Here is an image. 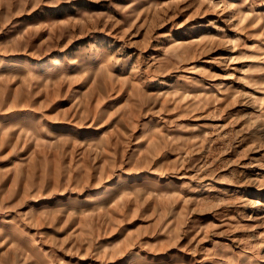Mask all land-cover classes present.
Segmentation results:
<instances>
[{"label": "rangeland", "instance_id": "rangeland-1", "mask_svg": "<svg viewBox=\"0 0 264 264\" xmlns=\"http://www.w3.org/2000/svg\"><path fill=\"white\" fill-rule=\"evenodd\" d=\"M0 264H264V0H0Z\"/></svg>", "mask_w": 264, "mask_h": 264}, {"label": "bare ground", "instance_id": "bare-ground-1", "mask_svg": "<svg viewBox=\"0 0 264 264\" xmlns=\"http://www.w3.org/2000/svg\"><path fill=\"white\" fill-rule=\"evenodd\" d=\"M47 70L50 69V67L46 68ZM113 189V186H110L105 193H110Z\"/></svg>", "mask_w": 264, "mask_h": 264}]
</instances>
